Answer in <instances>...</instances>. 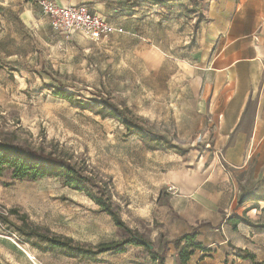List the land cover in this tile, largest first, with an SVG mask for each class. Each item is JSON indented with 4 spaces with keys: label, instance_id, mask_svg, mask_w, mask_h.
Wrapping results in <instances>:
<instances>
[{
    "label": "rangeland",
    "instance_id": "obj_1",
    "mask_svg": "<svg viewBox=\"0 0 264 264\" xmlns=\"http://www.w3.org/2000/svg\"><path fill=\"white\" fill-rule=\"evenodd\" d=\"M40 1L0 0V142L52 153L106 183L125 227L156 249L180 210H200L189 202L191 195L223 190L215 125L198 112L203 70H196L200 63L193 58L200 48L193 39L202 40L210 0L166 6L48 0L83 4L114 25L132 19L128 34L97 42L52 30ZM56 90L72 94L76 104L54 96ZM104 101L141 120L147 139L127 134L114 117L96 114ZM153 134L186 152L157 148ZM9 174L5 169L0 177L1 214H25L33 225L86 246L128 238L84 193L63 187L58 178L20 181ZM181 197L188 200L178 202ZM240 203L236 199L232 207L239 211ZM22 241L0 223V264H102L106 257L79 263Z\"/></svg>",
    "mask_w": 264,
    "mask_h": 264
},
{
    "label": "crops",
    "instance_id": "obj_2",
    "mask_svg": "<svg viewBox=\"0 0 264 264\" xmlns=\"http://www.w3.org/2000/svg\"><path fill=\"white\" fill-rule=\"evenodd\" d=\"M205 11L202 40L193 39L200 47L193 55L200 63L195 68L203 70L197 106L215 125L223 190L205 195L199 189L191 195L189 202L200 210H180L178 221L164 228L152 250L160 254V244L195 231L200 248L187 264H264V228L259 226L264 225V0H210ZM236 199L239 211L232 207ZM233 215L251 225L236 223ZM173 247L167 245L165 264H177ZM143 249L128 246L123 253L103 254L102 264H154Z\"/></svg>",
    "mask_w": 264,
    "mask_h": 264
},
{
    "label": "trees",
    "instance_id": "obj_3",
    "mask_svg": "<svg viewBox=\"0 0 264 264\" xmlns=\"http://www.w3.org/2000/svg\"><path fill=\"white\" fill-rule=\"evenodd\" d=\"M149 1L154 5L166 6L169 3L180 0ZM53 95L66 100L70 104H76L74 96L70 93L56 90ZM96 114H100L102 118L106 116L114 117L122 123L127 134L137 135L143 140L147 139V132L142 127L141 120L130 117L126 108L120 109L116 105L104 101L102 107L96 111ZM151 141L159 149L170 150L179 155H183L186 152L179 146L172 144L163 135L153 134ZM5 169L10 170L9 178L11 180L37 181L45 177L58 178L63 187L84 193L98 206V212L105 213L111 218L115 226L124 229L128 233V238L125 240L100 243L96 246H86L75 243L71 238L53 234L47 229L33 225L28 221V217L25 214L16 212L8 214L0 213V223L2 225H5L16 233L24 240L22 242L31 245L42 253H60L67 258L78 261H93L106 253H123L127 246H142L152 254L154 264H165L164 259L168 250L167 245L172 244L177 251V264H187L194 250L200 248L199 245L195 244L197 234L195 231H192L172 241L160 244L162 250L160 254L149 249L148 245L150 243L146 242L136 231L125 227L118 212L112 207L107 184L100 183L93 177L84 175L83 170L62 157L53 155L52 153H45L43 150L37 151L25 146L0 142V177ZM10 215L15 216L17 222H13L9 218ZM231 219L236 223L251 225L248 220L237 215H233ZM259 226L264 228V225Z\"/></svg>",
    "mask_w": 264,
    "mask_h": 264
},
{
    "label": "built area",
    "instance_id": "obj_4",
    "mask_svg": "<svg viewBox=\"0 0 264 264\" xmlns=\"http://www.w3.org/2000/svg\"><path fill=\"white\" fill-rule=\"evenodd\" d=\"M40 6L52 30L66 36L81 33L92 42L112 34H128L132 27L130 22L114 25L101 15L91 12L83 4L57 5L52 1L41 0Z\"/></svg>",
    "mask_w": 264,
    "mask_h": 264
},
{
    "label": "water",
    "instance_id": "obj_5",
    "mask_svg": "<svg viewBox=\"0 0 264 264\" xmlns=\"http://www.w3.org/2000/svg\"><path fill=\"white\" fill-rule=\"evenodd\" d=\"M148 247H149V249H152L153 248L152 245H148Z\"/></svg>",
    "mask_w": 264,
    "mask_h": 264
}]
</instances>
